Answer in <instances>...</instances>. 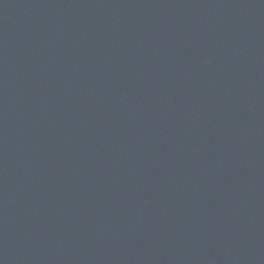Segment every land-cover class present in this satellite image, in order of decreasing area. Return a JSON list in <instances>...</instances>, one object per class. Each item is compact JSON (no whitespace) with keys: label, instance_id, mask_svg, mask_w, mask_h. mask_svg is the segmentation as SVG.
Here are the masks:
<instances>
[{"label":"water","instance_id":"95a60500","mask_svg":"<svg viewBox=\"0 0 264 264\" xmlns=\"http://www.w3.org/2000/svg\"><path fill=\"white\" fill-rule=\"evenodd\" d=\"M0 264H264V0H0Z\"/></svg>","mask_w":264,"mask_h":264}]
</instances>
